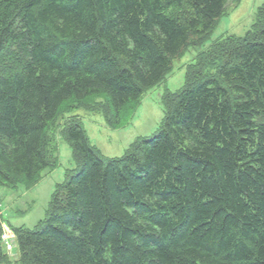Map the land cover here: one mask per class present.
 Wrapping results in <instances>:
<instances>
[{
    "label": "trees",
    "instance_id": "1",
    "mask_svg": "<svg viewBox=\"0 0 264 264\" xmlns=\"http://www.w3.org/2000/svg\"><path fill=\"white\" fill-rule=\"evenodd\" d=\"M230 1L0 0V186L56 168L57 133L75 163L34 229L11 226L18 264H264V1L245 35L187 65L159 128L122 157L102 156L75 114L52 125L96 95L122 124Z\"/></svg>",
    "mask_w": 264,
    "mask_h": 264
},
{
    "label": "rangeland",
    "instance_id": "2",
    "mask_svg": "<svg viewBox=\"0 0 264 264\" xmlns=\"http://www.w3.org/2000/svg\"><path fill=\"white\" fill-rule=\"evenodd\" d=\"M263 1L231 0L225 15L220 18L210 38L204 43L194 39V42L175 56L166 77L143 95L134 112L123 114L126 120L122 124L115 127L108 125L102 113L108 107V103L102 96L96 95L82 102L76 100L65 102L52 125L56 124L57 129H60L67 123L68 116L75 114L80 117L90 143L102 156L122 157L138 137L152 136L159 128L165 111L164 92L167 89L178 91L183 87L187 65L197 62L200 54L218 38L228 34L245 35L254 23L258 7ZM56 138L60 162L56 168L43 171L41 179L31 187L24 184L11 188L0 186V220L4 227L6 225L8 227L9 223L13 227L25 226L34 229L38 222L45 218L57 183L65 181L66 172L75 167L71 146L59 133L56 134ZM1 247L6 249L7 245L3 243ZM16 252L18 253V250ZM19 257L20 254L16 255L15 262L11 260L10 264H18Z\"/></svg>",
    "mask_w": 264,
    "mask_h": 264
},
{
    "label": "built area",
    "instance_id": "3",
    "mask_svg": "<svg viewBox=\"0 0 264 264\" xmlns=\"http://www.w3.org/2000/svg\"><path fill=\"white\" fill-rule=\"evenodd\" d=\"M10 235L8 233L4 234V238H9Z\"/></svg>",
    "mask_w": 264,
    "mask_h": 264
}]
</instances>
